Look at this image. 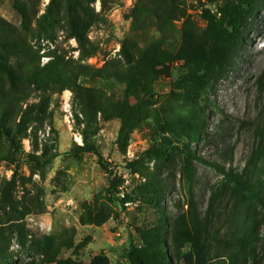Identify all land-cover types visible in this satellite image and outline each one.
<instances>
[{
	"label": "rangeland",
	"instance_id": "374dc122",
	"mask_svg": "<svg viewBox=\"0 0 264 264\" xmlns=\"http://www.w3.org/2000/svg\"><path fill=\"white\" fill-rule=\"evenodd\" d=\"M235 10L249 15L209 89ZM263 72L264 0H0V264H184L171 235L188 200L204 218L216 193L208 228L224 232L231 185L198 163L188 180L177 151L155 150L187 144L202 109L192 151L243 172L264 125ZM150 184L159 208L144 202ZM258 233L239 264H264Z\"/></svg>",
	"mask_w": 264,
	"mask_h": 264
},
{
	"label": "trees",
	"instance_id": "16d2710c",
	"mask_svg": "<svg viewBox=\"0 0 264 264\" xmlns=\"http://www.w3.org/2000/svg\"><path fill=\"white\" fill-rule=\"evenodd\" d=\"M248 15L247 10H235L230 15L232 33L229 39L214 51L212 59L205 67L207 88L212 89V83L225 72L227 63L225 59L234 50L238 33L245 25ZM263 78L264 72L260 79ZM204 121L205 113L201 109L187 124L185 133L187 144L179 147L173 145L170 140L164 139L165 144H160V148L155 152L164 153L162 146L177 151L183 158V172L188 180L193 179L194 163L209 166L224 177L226 183L231 185L232 206L228 213L224 214L226 216L224 224L227 222L229 224L224 232L219 228L211 234L210 220L218 222L221 218L220 206L217 207L220 205L219 198L216 193L212 194L207 213L204 218H201L194 197H190L186 214L180 218L173 229L172 246L184 264H239L246 255L254 254L256 246L261 242L258 229L261 224H264V125L255 124L253 148L243 172L238 173L232 169H225L217 163L207 162L192 151L190 146L202 132ZM152 153L149 152L150 155ZM148 187L144 202L159 208L162 201L160 188L154 184ZM211 248L215 249L214 253ZM166 251V245L162 244L157 249V256L167 263L169 256ZM136 255V251L132 250L129 258L132 260ZM89 264H110V261L100 254L95 256Z\"/></svg>",
	"mask_w": 264,
	"mask_h": 264
}]
</instances>
